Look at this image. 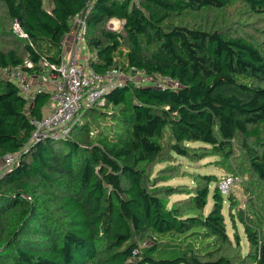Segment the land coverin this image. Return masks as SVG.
<instances>
[{"label":"trees","instance_id":"1","mask_svg":"<svg viewBox=\"0 0 264 264\" xmlns=\"http://www.w3.org/2000/svg\"><path fill=\"white\" fill-rule=\"evenodd\" d=\"M237 3L239 15L264 18V0H0V70L60 64L73 18L88 11L96 72L134 67L180 84L127 83L83 110L66 138L30 144L50 94L30 101L0 74V157L27 148L0 176V264H264V48L259 35L230 31L223 12ZM96 108L104 129L81 121ZM209 156L247 177L244 207L218 183L207 210L216 175L168 183L186 175L175 158ZM226 203L246 254L227 231Z\"/></svg>","mask_w":264,"mask_h":264},{"label":"built area","instance_id":"2","mask_svg":"<svg viewBox=\"0 0 264 264\" xmlns=\"http://www.w3.org/2000/svg\"><path fill=\"white\" fill-rule=\"evenodd\" d=\"M86 14L81 12L75 15L70 31L63 39L67 60L63 59L60 64L42 60V70L30 71L28 69L33 70L35 66L31 60L26 59L21 65H9L0 70L2 78L17 82L21 93L30 101L36 94H50L42 117L31 119L35 129L30 144L47 137L66 138L83 110L103 106L107 93L127 83L137 86L151 84L158 88L180 87V84L171 78L161 75L150 77L134 67L127 72L121 68H113L105 73L96 72L89 64V58H79L81 48L86 42ZM13 29L20 36L27 37L18 21L14 22ZM26 150L27 148H24L22 151ZM22 151L0 157V176L11 171L14 165L20 162ZM240 182L241 178L237 174H228L219 181V189L227 194Z\"/></svg>","mask_w":264,"mask_h":264},{"label":"rangeland","instance_id":"3","mask_svg":"<svg viewBox=\"0 0 264 264\" xmlns=\"http://www.w3.org/2000/svg\"><path fill=\"white\" fill-rule=\"evenodd\" d=\"M245 7L241 3H237L236 5L228 8L225 12H223V17L227 21V26L230 28V31L233 29L237 30H243L246 32H243L241 34L247 36L250 38L251 35H259L255 39L258 42H261L264 48V18L262 19H257L253 20L252 15L247 16L248 14L245 13L243 15H239L242 11L244 12ZM216 12H211V17H215ZM247 14V15H246ZM242 19H241V18ZM111 21V22H110ZM108 22V27L112 30H121L123 21L120 23L118 22L117 19L110 20ZM245 21H251L250 23H247ZM92 54V51L88 49L87 45L84 43V45L81 48L79 58L82 59H87V57ZM64 59L67 60V55L64 53ZM104 109L102 108H96L95 111H90L87 114H83L82 116V122L89 123V125L92 128H97L98 126L102 129H104V125L106 124L107 119L105 116L102 114ZM99 130V129H98ZM191 146H200V143H191ZM215 157L209 156L207 158L201 159L200 161H188L185 158H175L174 162H172L173 165H181V172L186 173V175H178L172 180H170L168 183L171 184H187L189 186L193 185V177H191V174L196 173V174H209V175H216L218 177V182L212 184L211 186V193L209 197V204L207 207V210L209 211L213 205V199H212V192L213 189L218 186L219 181L225 176L228 175L229 173L226 172L225 169L220 168L217 163L215 162ZM166 164H159L156 166V170L158 169H163L166 167ZM1 174V173H0ZM241 178V182L239 184L234 185L231 190L230 194H232L235 199L241 204L242 207H244V203L247 199V195L245 194V191L243 189V184L247 180V177L245 178L243 175H240L239 173H235ZM183 195H173L170 197V201L173 202L179 197ZM228 203L225 204V209H224V214L226 217V225H227V231L232 239H234V234L235 232L238 233L239 239H240V245H241V250L243 254H246L249 251V243L246 239L245 233H244V228L242 224H240L238 221L236 223H232L229 215H228Z\"/></svg>","mask_w":264,"mask_h":264},{"label":"crops","instance_id":"4","mask_svg":"<svg viewBox=\"0 0 264 264\" xmlns=\"http://www.w3.org/2000/svg\"><path fill=\"white\" fill-rule=\"evenodd\" d=\"M114 19H116V18H114ZM114 19H111V20H114ZM118 20V19H117ZM111 22V21H110ZM118 22L120 23L121 21L120 20H118ZM71 44V43H70ZM69 47H70V45H69ZM91 56V54L87 57V58H89ZM44 111V110H43ZM183 196H181V197H179V198H182Z\"/></svg>","mask_w":264,"mask_h":264}]
</instances>
